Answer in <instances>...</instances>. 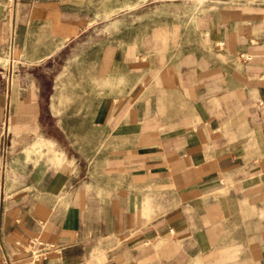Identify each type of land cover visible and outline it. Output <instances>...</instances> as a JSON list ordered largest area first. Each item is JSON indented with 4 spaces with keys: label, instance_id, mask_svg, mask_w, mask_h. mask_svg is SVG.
Masks as SVG:
<instances>
[{
    "label": "crops",
    "instance_id": "0c3cea01",
    "mask_svg": "<svg viewBox=\"0 0 264 264\" xmlns=\"http://www.w3.org/2000/svg\"><path fill=\"white\" fill-rule=\"evenodd\" d=\"M121 3L0 0V264H264V0L195 14L194 55L151 26L92 64Z\"/></svg>",
    "mask_w": 264,
    "mask_h": 264
},
{
    "label": "rangeland",
    "instance_id": "374dc122",
    "mask_svg": "<svg viewBox=\"0 0 264 264\" xmlns=\"http://www.w3.org/2000/svg\"><path fill=\"white\" fill-rule=\"evenodd\" d=\"M143 1L121 0L122 3L119 6H104V14L99 17H103L104 21L93 24L89 30L91 49L90 54L85 57L86 60L88 59L92 64L98 62L101 56L98 52L105 45L113 47L117 45L121 32L125 43H130L132 40H136L139 44L145 43V33L151 26H169L168 33L157 35L155 38L161 44L165 43L166 47L172 48L170 50L172 53L178 52L175 50H178L180 44L186 46V52L189 55L195 54L196 45H207L206 37L198 31L199 22L195 14L207 13L210 6L213 5V0H167L162 3L159 1L149 2V0H145L146 3H143ZM150 13L158 18H155L154 15L151 18ZM70 52L66 51L63 54L60 64L69 60L70 63H76L75 56H71ZM83 59L84 57H80L78 62ZM0 61L4 60L0 57ZM93 84H96L95 78H93Z\"/></svg>",
    "mask_w": 264,
    "mask_h": 264
},
{
    "label": "built area",
    "instance_id": "2783aa9c",
    "mask_svg": "<svg viewBox=\"0 0 264 264\" xmlns=\"http://www.w3.org/2000/svg\"><path fill=\"white\" fill-rule=\"evenodd\" d=\"M26 249L29 250L32 258L36 260L37 258L47 257L51 252L60 251L61 246L53 242L47 244L42 239L35 237L27 241Z\"/></svg>",
    "mask_w": 264,
    "mask_h": 264
}]
</instances>
